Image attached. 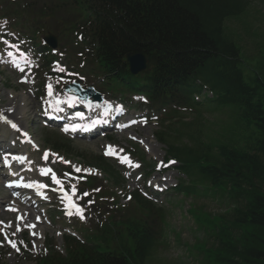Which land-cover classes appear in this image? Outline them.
Returning <instances> with one entry per match:
<instances>
[{
  "label": "trees",
  "instance_id": "16d2710c",
  "mask_svg": "<svg viewBox=\"0 0 264 264\" xmlns=\"http://www.w3.org/2000/svg\"><path fill=\"white\" fill-rule=\"evenodd\" d=\"M93 1L75 0L84 12L96 14L92 32L97 39L92 53L98 56L100 72L125 80L121 82L133 92L161 105L192 100L199 88L196 79L201 77L200 84L210 87L219 104L235 108L247 123L245 136L252 144L245 147L224 145L209 158L203 155L205 150L198 153L192 147H171V153L175 157L194 153L197 157L188 165L201 174V182L209 181L212 188H229L240 202L231 223L241 235L235 236L228 228L221 234L230 251L225 262L264 264V72L262 76L245 73L243 52L225 30L227 21L244 13L248 0ZM130 51L146 55L149 63L144 73L133 76L128 71L125 55ZM96 161L102 166L106 162L102 157ZM136 201L141 206L129 210L127 220L123 218L135 239L132 250L108 254L99 251L97 243L88 249L89 245L76 241L85 255L93 256L64 259L56 254L40 264H144L153 238L146 228L126 225L132 214L147 206L145 199Z\"/></svg>",
  "mask_w": 264,
  "mask_h": 264
},
{
  "label": "rangeland",
  "instance_id": "374dc122",
  "mask_svg": "<svg viewBox=\"0 0 264 264\" xmlns=\"http://www.w3.org/2000/svg\"><path fill=\"white\" fill-rule=\"evenodd\" d=\"M229 28L230 31L234 33L235 39L239 41V44L244 48L243 54L246 58H253L257 53L253 58L255 59L264 53V7L260 3L253 2L251 8L240 20H230ZM9 29L12 30L11 26ZM16 35L18 36V34ZM22 39L28 44L25 36L22 35ZM65 46H67V43H64L62 46L63 49ZM5 48H7V45H5ZM7 52H9V50L3 53L4 56ZM21 54L25 55L23 56L24 58L27 57L25 53L17 51L15 58ZM29 58L30 57H28V59ZM5 60L0 59V115L6 114L14 118L24 131H29L30 136L36 139L37 146L45 149V138L51 136L55 139L56 135L58 137H62L63 135H60L57 128L43 127V124L40 123L41 118L39 114L41 113L43 105L41 104L42 100L39 99V95L47 91V88H45L46 84L52 83L57 87L61 95L66 96L64 86L67 83L76 81L77 77L72 72L68 71V69L66 70L67 72H65L68 74L67 77L42 74L44 77L42 78L39 89H37V85L33 79L34 76H32L34 75L33 71L30 74L24 72L17 74L10 63L4 62ZM56 66L57 70L58 68L63 70L60 64ZM23 73L24 76L30 78L28 83H22L20 81V76H22ZM87 81L94 80L89 77ZM110 81H112V85H116L114 80ZM84 86L86 85L84 84ZM139 98L140 97H134L136 100ZM125 106H127V104H125ZM148 109H151L149 105H142L138 106L136 110L137 112H140V110L146 112ZM168 113L169 111L165 114ZM183 113H185L188 121H192V123L186 126L177 124V122L182 119L178 117L179 119L174 121L176 124L173 125L172 122L170 124L172 127L167 129L172 131L176 129L183 133L179 142L187 141L190 138L189 136L193 134L197 136V138L201 137L204 141H211L213 139L223 142L230 139L241 146L252 144V142L244 137V127L240 124L234 112L229 109L214 110L205 108L203 112H201V115L198 113L197 109ZM129 116H135V112L130 113ZM126 124L127 123H122L119 125L122 129L124 128L123 130L118 126V130L115 129V132L111 131L104 137H93L90 140L81 138L70 139L69 137L66 138L63 136L62 142L66 144V146H69L71 153L69 154V159L59 155L62 157L63 163L57 165V169L61 166H64L67 171H75L76 167L83 169L80 162L86 160L84 156L101 155L104 147L108 146L107 144H109L108 142L110 141L116 143H111V145L117 147L115 149L117 152H121L124 148L128 147L132 150L137 149V153L139 154L141 151L144 152L146 161H149V164H144V167H152L154 162L157 164V162L164 159L165 146L158 143L154 137L155 130L160 129L161 124L157 125L151 120L150 124L146 123L143 125L139 122L138 125L125 129ZM3 127L4 125L0 123V134H3L6 138L11 130L8 128L7 131H3ZM225 128L227 129V133H225ZM131 135L140 140V143L132 140ZM17 147H20L19 143ZM21 147L20 151L26 148V146ZM28 152L30 155L27 158V166L30 171L26 172L27 174H31L32 179L40 180L42 166L45 165V162L40 159L41 153L35 152L32 148H29ZM51 161L48 162L51 163ZM16 170L17 168H15L14 171ZM85 170L88 169L84 168V171ZM160 176L162 175H158L159 178ZM165 176L169 178L168 183L170 185H175L179 173L177 171H170L163 175V177ZM153 178H155L154 173L151 176V179ZM145 182L144 180V184ZM125 187L127 191L130 187H134V185L129 181ZM3 189L4 187L0 183V190L3 191ZM185 194L183 193L181 198H179L180 195L178 194L172 196V201L179 198L178 201L174 203L173 206L169 205L168 211L167 208L165 209L167 218L165 239L157 246L154 258L148 261V264H224L221 261L218 262L215 260L214 253L207 251L206 248V244L209 248L220 246L219 240L216 236L204 232L206 229H211L221 224L220 222L222 221L223 215L216 211H219L222 207L226 206V204L230 205V209L228 210L230 213H228L227 216L228 219L230 221L234 219L236 216V211L234 209L236 202L234 204V199L229 196L227 191H225V193L220 192L218 194L219 199L215 194H207L209 198L201 196L193 199V201H190L192 200V197H190V200L187 199L188 202L190 201L189 204L185 200ZM51 195L52 194H49L45 201L47 207L51 199H53L52 201L54 202L58 201L56 198L50 197ZM200 195H204V193ZM163 199L164 198L159 199V202H161L160 206H162ZM200 201L202 203L197 205ZM188 205L189 208L187 210L186 208ZM0 221H4L3 228L7 232V235H4L3 231H0V254L3 255L2 261L5 264H34L33 255L42 248L39 243L42 239V233L37 229L38 234L34 239L31 237L26 238L25 234L20 235L15 231L14 214L8 212L6 215L0 216ZM73 228L77 229L74 225ZM39 230L46 231V239L49 238L52 242H56L59 248H63L64 242L62 241V234L64 230L61 227L56 226L54 222L46 226L42 223L39 224ZM77 230L79 231V229ZM235 232L238 234L239 230H235ZM205 237H208V242ZM9 240L17 242V244H23L20 245L23 246L22 251L18 252V247L13 248L11 244L7 242ZM121 243L124 244V241H121ZM212 244H215V246H212ZM118 248L119 246L116 245L113 249L117 250Z\"/></svg>",
  "mask_w": 264,
  "mask_h": 264
},
{
  "label": "snow or ice",
  "instance_id": "6c2138e0",
  "mask_svg": "<svg viewBox=\"0 0 264 264\" xmlns=\"http://www.w3.org/2000/svg\"><path fill=\"white\" fill-rule=\"evenodd\" d=\"M5 43H7V41H5ZM12 47H16L15 45H12ZM9 55H12V53H9ZM16 67H19L18 65H15ZM21 71H23V69H20ZM48 90H49V95H52V86L49 84L48 86ZM120 111H122V109H119ZM133 123H135V121H133ZM146 123V121H145ZM13 127H16V125H12ZM115 154V148L114 146H107V149H106V152H105V155H114ZM48 156H49V153L48 152H45L44 153V159L47 160L48 159ZM62 159V158H61ZM122 162H129V159L127 157H124ZM169 163H175V161H170ZM139 166V165H137ZM161 166H164L163 164L161 165H158V167H161ZM52 170L51 169H47V170H41V174H47V173H50ZM75 171L77 172H80L82 171V169H80L79 167H76L75 168ZM85 171H91V170H85ZM52 180L53 182H55L56 184H61V180L59 178L56 177V175L53 173L52 174ZM30 187H32L33 185H29ZM36 187H40V188H43L45 187V185H36ZM84 195H88L87 193H85ZM65 199H68L69 201V207L72 208L74 207L76 209V213L80 215V218L81 219H84V216H83V210L79 207H76L75 204L71 201V199L69 197H65ZM130 199V197H129ZM69 215H71L72 213L69 212L68 213ZM9 244H11V246L13 248H16V244L14 242H12L11 240L8 241ZM17 251H19V249L17 248Z\"/></svg>",
  "mask_w": 264,
  "mask_h": 264
},
{
  "label": "water",
  "instance_id": "95a60500",
  "mask_svg": "<svg viewBox=\"0 0 264 264\" xmlns=\"http://www.w3.org/2000/svg\"><path fill=\"white\" fill-rule=\"evenodd\" d=\"M136 58L142 60V63H138ZM129 61L131 62V68L133 69L134 72H137L138 69L136 68H139V67H143L145 66V60L143 59L142 56H134V57H128Z\"/></svg>",
  "mask_w": 264,
  "mask_h": 264
},
{
  "label": "bare ground",
  "instance_id": "6f19581e",
  "mask_svg": "<svg viewBox=\"0 0 264 264\" xmlns=\"http://www.w3.org/2000/svg\"><path fill=\"white\" fill-rule=\"evenodd\" d=\"M8 171H10V170H8Z\"/></svg>",
  "mask_w": 264,
  "mask_h": 264
}]
</instances>
